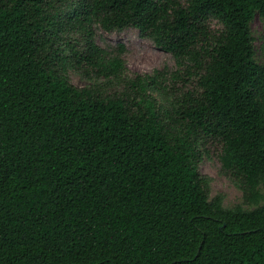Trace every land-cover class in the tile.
<instances>
[{
  "label": "trees",
  "instance_id": "trees-1",
  "mask_svg": "<svg viewBox=\"0 0 264 264\" xmlns=\"http://www.w3.org/2000/svg\"><path fill=\"white\" fill-rule=\"evenodd\" d=\"M257 15L264 0H0V264H264ZM96 27L137 29L175 68L128 75ZM206 141L243 204L210 197Z\"/></svg>",
  "mask_w": 264,
  "mask_h": 264
},
{
  "label": "rangeland",
  "instance_id": "rangeland-1",
  "mask_svg": "<svg viewBox=\"0 0 264 264\" xmlns=\"http://www.w3.org/2000/svg\"><path fill=\"white\" fill-rule=\"evenodd\" d=\"M214 26L216 27L217 24ZM250 26L255 38L256 60L264 63L262 37L264 36V20L257 15L251 21ZM94 34L97 43L103 48L111 49L116 47L117 43H122L125 46L123 58L128 75L151 72L155 68H175V60L171 54L157 48L150 39L142 38L135 28L109 33L96 27ZM68 76L70 81L79 87L90 83L76 69L70 68ZM116 88L120 90L121 85H117ZM157 98L159 99V97ZM160 103L161 106H164L163 101H160ZM199 150L200 157L197 160L195 159V164L199 174L206 176L209 180L210 197L220 194L223 205L226 207L243 204V191L239 181L231 174L221 170L217 146L210 141H206Z\"/></svg>",
  "mask_w": 264,
  "mask_h": 264
}]
</instances>
